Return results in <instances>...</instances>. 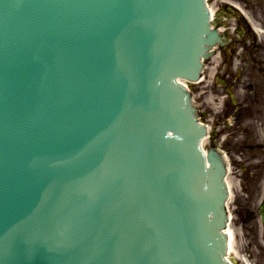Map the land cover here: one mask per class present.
I'll return each mask as SVG.
<instances>
[{
    "label": "water",
    "instance_id": "water-1",
    "mask_svg": "<svg viewBox=\"0 0 264 264\" xmlns=\"http://www.w3.org/2000/svg\"><path fill=\"white\" fill-rule=\"evenodd\" d=\"M207 31L205 0H0V264H229L177 82Z\"/></svg>",
    "mask_w": 264,
    "mask_h": 264
},
{
    "label": "flooded vegetation",
    "instance_id": "flooded-vegetation-1",
    "mask_svg": "<svg viewBox=\"0 0 264 264\" xmlns=\"http://www.w3.org/2000/svg\"><path fill=\"white\" fill-rule=\"evenodd\" d=\"M208 6L218 39L198 88L222 104L221 117L232 115L238 133H253L249 148L237 149L232 159L247 193L235 200V222L247 230L246 254L264 264V0H208ZM200 112L208 119L207 110Z\"/></svg>",
    "mask_w": 264,
    "mask_h": 264
},
{
    "label": "rangeland",
    "instance_id": "rangeland-1",
    "mask_svg": "<svg viewBox=\"0 0 264 264\" xmlns=\"http://www.w3.org/2000/svg\"><path fill=\"white\" fill-rule=\"evenodd\" d=\"M207 88H210V86H208ZM192 94H193V97L195 98L196 100V105H199L200 106V101H202L203 99L204 102L203 104H209V98H205L204 97V94L200 91V89L196 86L192 87ZM209 124L210 126H212L211 123H207ZM223 131L221 133V136L217 137L215 139V144H214V140L210 139L207 140L205 142V148L206 149H210V148H213L215 146V148H218V149H221L225 152L228 153L229 157L232 158V155H233V152L234 150L238 149V147H248L249 146V143L246 141H242L243 140V137H239L237 136V139L236 138H233L231 137L232 134H231V128L230 127H227L226 130H224V128L222 127L221 128ZM235 135V134H233ZM238 180L236 179L235 182H237ZM237 186V185H236ZM230 227H235L234 229H236V233H239L237 234L238 235V239L240 237V230L241 229H238V225L234 226L232 224H230ZM239 242H236V247L238 248L240 244H238Z\"/></svg>",
    "mask_w": 264,
    "mask_h": 264
},
{
    "label": "bare ground",
    "instance_id": "bare-ground-1",
    "mask_svg": "<svg viewBox=\"0 0 264 264\" xmlns=\"http://www.w3.org/2000/svg\"><path fill=\"white\" fill-rule=\"evenodd\" d=\"M178 80H180L181 82H184L183 80H181V79H178ZM195 83H198V82H195ZM207 140V139H206ZM206 140L204 141V142H206ZM205 143H203V145H204ZM228 239H229V241H228V250L230 251V252H235L236 253V255L238 254V256H239V252L237 251V248H234V234H233V232H231V231H228ZM228 256V255H227ZM229 257V256H228ZM239 257H241V256H239ZM251 264V263H250Z\"/></svg>",
    "mask_w": 264,
    "mask_h": 264
}]
</instances>
